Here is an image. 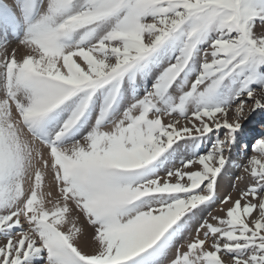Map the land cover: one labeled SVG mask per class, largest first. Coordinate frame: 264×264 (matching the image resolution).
I'll return each mask as SVG.
<instances>
[{
  "label": "snow or ice",
  "instance_id": "obj_1",
  "mask_svg": "<svg viewBox=\"0 0 264 264\" xmlns=\"http://www.w3.org/2000/svg\"><path fill=\"white\" fill-rule=\"evenodd\" d=\"M0 264H264V0H0Z\"/></svg>",
  "mask_w": 264,
  "mask_h": 264
},
{
  "label": "rangeland",
  "instance_id": "obj_2",
  "mask_svg": "<svg viewBox=\"0 0 264 264\" xmlns=\"http://www.w3.org/2000/svg\"><path fill=\"white\" fill-rule=\"evenodd\" d=\"M228 178L226 181L223 180V177L220 180V193L223 196L224 194H227L229 191L232 190V184L235 181V176L239 175V172L235 170H230L228 173H226ZM229 174V175H228ZM223 181V182H222ZM225 184V185H224ZM218 205H213L208 211H212L213 214H218L216 212V208Z\"/></svg>",
  "mask_w": 264,
  "mask_h": 264
},
{
  "label": "bare ground",
  "instance_id": "obj_3",
  "mask_svg": "<svg viewBox=\"0 0 264 264\" xmlns=\"http://www.w3.org/2000/svg\"><path fill=\"white\" fill-rule=\"evenodd\" d=\"M229 175V174H228ZM228 178L227 174L225 173V175L223 176V180L226 181ZM223 182V181H222ZM225 185V184H224Z\"/></svg>",
  "mask_w": 264,
  "mask_h": 264
}]
</instances>
